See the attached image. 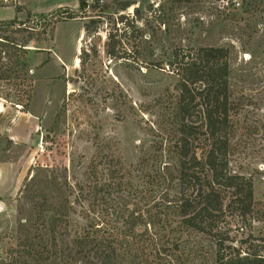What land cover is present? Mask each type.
<instances>
[{"label": "rangeland", "instance_id": "374dc122", "mask_svg": "<svg viewBox=\"0 0 264 264\" xmlns=\"http://www.w3.org/2000/svg\"><path fill=\"white\" fill-rule=\"evenodd\" d=\"M85 1L79 17L55 24L52 40L28 43L24 107L0 94V258L30 224L33 201L59 203L63 181L80 178L92 155L118 159L139 186L154 164L173 163L177 88L165 66L173 46H228L238 103L230 168L252 176L251 230L264 237V0ZM122 3L131 5L120 11ZM191 240L181 235L179 258L164 264H211L209 253L192 255Z\"/></svg>", "mask_w": 264, "mask_h": 264}, {"label": "trees", "instance_id": "16d2710c", "mask_svg": "<svg viewBox=\"0 0 264 264\" xmlns=\"http://www.w3.org/2000/svg\"><path fill=\"white\" fill-rule=\"evenodd\" d=\"M129 5L122 3L120 11ZM86 6L77 0L75 9L25 10L24 19L0 20L4 101L24 107L29 99L28 43L52 40L55 24L79 17ZM123 18L115 19L124 25ZM165 66L177 88L173 163L154 164L152 177L139 186L118 159L92 155L80 178L63 181L66 196L59 203L44 196L33 201L30 224L0 264H164L179 258L183 234L198 239L191 240L192 255L209 253L211 264H264V237L251 230L252 176L230 168L238 103L229 89L228 46H173Z\"/></svg>", "mask_w": 264, "mask_h": 264}, {"label": "crops", "instance_id": "0c3cea01", "mask_svg": "<svg viewBox=\"0 0 264 264\" xmlns=\"http://www.w3.org/2000/svg\"><path fill=\"white\" fill-rule=\"evenodd\" d=\"M15 6L21 7V10L16 12ZM77 0H9L5 5L0 6V20H9L13 17L21 19L25 10L31 14H46L54 12L58 9H75ZM6 10L7 12H1Z\"/></svg>", "mask_w": 264, "mask_h": 264}, {"label": "built area", "instance_id": "2783aa9c", "mask_svg": "<svg viewBox=\"0 0 264 264\" xmlns=\"http://www.w3.org/2000/svg\"><path fill=\"white\" fill-rule=\"evenodd\" d=\"M9 2V0H0V5H5Z\"/></svg>", "mask_w": 264, "mask_h": 264}]
</instances>
